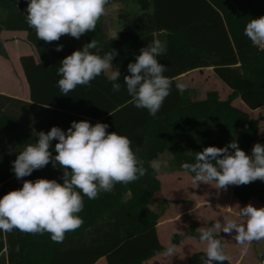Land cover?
I'll use <instances>...</instances> for the list:
<instances>
[{
	"label": "trees",
	"instance_id": "trees-1",
	"mask_svg": "<svg viewBox=\"0 0 264 264\" xmlns=\"http://www.w3.org/2000/svg\"><path fill=\"white\" fill-rule=\"evenodd\" d=\"M113 1L125 6L116 15L117 37H101L100 18L96 28L82 37L85 43L96 40L102 50H116L111 62L123 66L118 82L123 83L126 64L152 39L151 33L167 29L162 37L165 52L157 59L165 65L163 74L172 86L154 116L134 107L123 85L113 92L105 73L61 95L56 68L75 48L57 51L45 64L27 38L32 28L19 9L27 0H0V68L4 63L18 68L15 73L26 84L28 99L57 114L53 125L63 130L72 117L105 122L106 131L129 138L146 169L135 181L116 183L92 200L84 197L78 213L83 223L66 232L61 242L52 241L47 232L13 229L5 234L7 264H200L204 247L198 240L200 227H211L215 218L233 217L237 205H264V184L257 180L218 190L211 182H197L194 187L191 174L180 167L194 162L195 152L208 145L219 147L235 138L238 147L250 154L253 143H264V51L243 34L251 17L264 14V0H108L107 4ZM176 83H184L185 90L177 91ZM195 91H202L204 98L191 99L189 94ZM50 126L41 122L40 131ZM238 126L242 129L233 134ZM215 127L225 133L218 139L212 138ZM184 146L189 153L183 154ZM165 150L172 153L173 165L167 172H154L149 162ZM3 192L0 188V195ZM88 229L98 233L87 243L70 241ZM218 234L229 257L223 264H257L264 240L251 242L247 254L241 255L231 234ZM17 244L19 251L14 250ZM168 245L173 247L170 256L164 254Z\"/></svg>",
	"mask_w": 264,
	"mask_h": 264
},
{
	"label": "clouds",
	"instance_id": "clouds-1",
	"mask_svg": "<svg viewBox=\"0 0 264 264\" xmlns=\"http://www.w3.org/2000/svg\"><path fill=\"white\" fill-rule=\"evenodd\" d=\"M107 3L108 0H27L25 22L37 39L45 42L56 41L64 34L78 39L96 28ZM243 34L264 51V14L251 17ZM151 35L152 39L139 49L134 60L126 64L128 74L123 75V83L117 81L121 76L118 68L110 63L116 55L114 48L102 50L96 40L90 39L73 49L59 60L56 68L59 93L68 95L77 85L87 86L106 73L113 92L120 91L123 85L129 102L154 116L169 94L172 81L163 74L166 67L157 59L165 52L166 40L162 37L167 35V29L161 28ZM61 47L56 44L55 50ZM175 87L183 92L186 85L176 83ZM107 128L105 122L71 120L63 130L52 125L46 132L39 131L34 143L17 151L11 161L17 180L50 163L60 169L61 182L44 177L23 179L18 188L0 195V254L7 253L4 235L13 229L29 234L47 232L52 241L61 242L66 232L83 223L78 213L84 207V197L95 199L101 192H110L116 183L127 184L145 175L143 161L133 152L129 138L106 131ZM149 163L154 172L162 166L158 158ZM180 167L191 174L194 187L197 182H211L209 185L217 190L257 179L264 182V143H253L250 154L238 147L235 138L219 147L208 145L195 152L194 162H184ZM219 231L231 234L240 245L241 255L247 254L251 242L264 240V205H237L233 217L215 218L211 227H200L198 240L204 245L200 264H223L229 259L218 238ZM14 250L19 251L18 244ZM164 254H173V247L166 246ZM258 255L257 264H264V251Z\"/></svg>",
	"mask_w": 264,
	"mask_h": 264
},
{
	"label": "crops",
	"instance_id": "crops-1",
	"mask_svg": "<svg viewBox=\"0 0 264 264\" xmlns=\"http://www.w3.org/2000/svg\"><path fill=\"white\" fill-rule=\"evenodd\" d=\"M39 55L45 64L50 63L51 58L44 59L46 55H41V53ZM16 70L18 68L10 69L5 63L0 68V188L4 189L3 193L18 188L23 179L32 180L37 177H44L61 182L62 175L60 169L53 167L50 163L33 170L28 176L22 177L20 180H17L11 171V161L15 158L17 151L27 143H34V140L30 141L29 138H36L40 131L41 122H48V125H53L52 119H55L57 115L55 112H50L48 107L32 103L28 99L26 84L19 75H16ZM195 93L196 99L204 98L202 91L190 92V98ZM198 95L199 97H197ZM72 120L78 119L72 117ZM92 122H96V120H92ZM57 123L61 124V122ZM49 150L54 153L51 146ZM85 235L86 233L80 239L75 237L70 241L72 243H77L79 240L84 242ZM0 262L7 264L5 254H0Z\"/></svg>",
	"mask_w": 264,
	"mask_h": 264
},
{
	"label": "rangeland",
	"instance_id": "rangeland-1",
	"mask_svg": "<svg viewBox=\"0 0 264 264\" xmlns=\"http://www.w3.org/2000/svg\"><path fill=\"white\" fill-rule=\"evenodd\" d=\"M123 2L113 1L105 6L106 11L103 16L100 17V30H101V37L106 38L108 40H112L117 37V29H116V15L118 12L122 11L124 8ZM19 9L25 13V8L23 5L19 6ZM113 36V37H110ZM27 38L31 41V43L36 47L39 53L44 56V59L52 58V56L57 52L55 50V45L60 44L62 45L61 49H66L68 47H75L76 49L80 48L84 44V39L82 35L77 39L73 38L67 34L61 35L60 38L56 41H50L45 42L42 39H37L34 30L32 29L31 32L27 35ZM113 67H116L119 69L123 68L120 64H116L113 62H110ZM199 97V95L197 96ZM191 98H196V93L191 95ZM242 129V126H238L233 134H238L240 130ZM225 134L224 132L220 131L218 127H215V130L212 133V138L218 139L221 135ZM183 154L189 153V148L184 146L183 148ZM160 159L162 162V166L159 171L157 172H167L169 171L170 166L173 165L172 160V153L169 150H165L163 153H160L157 155L154 159ZM258 182H261L264 184V182L257 179ZM151 207L154 206V203L150 204ZM105 221V220H104ZM101 222V226L106 224L107 220L105 222ZM98 231L94 229H88L84 242L87 243L89 239H91L93 236H96ZM0 264H4V262H0Z\"/></svg>",
	"mask_w": 264,
	"mask_h": 264
}]
</instances>
